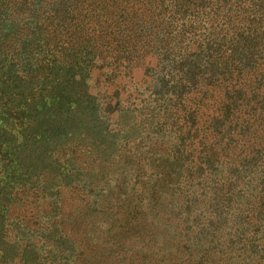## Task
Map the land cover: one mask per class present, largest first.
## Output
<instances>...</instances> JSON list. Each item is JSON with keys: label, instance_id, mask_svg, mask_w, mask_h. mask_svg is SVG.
Wrapping results in <instances>:
<instances>
[{"label": "trees", "instance_id": "1", "mask_svg": "<svg viewBox=\"0 0 264 264\" xmlns=\"http://www.w3.org/2000/svg\"><path fill=\"white\" fill-rule=\"evenodd\" d=\"M0 264H264V0H0Z\"/></svg>", "mask_w": 264, "mask_h": 264}, {"label": "rangeland", "instance_id": "2", "mask_svg": "<svg viewBox=\"0 0 264 264\" xmlns=\"http://www.w3.org/2000/svg\"><path fill=\"white\" fill-rule=\"evenodd\" d=\"M75 183V182H74Z\"/></svg>", "mask_w": 264, "mask_h": 264}]
</instances>
